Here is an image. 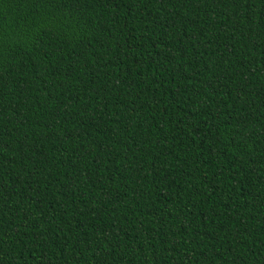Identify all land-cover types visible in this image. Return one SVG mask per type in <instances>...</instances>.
Listing matches in <instances>:
<instances>
[{
	"label": "trees",
	"instance_id": "16d2710c",
	"mask_svg": "<svg viewBox=\"0 0 264 264\" xmlns=\"http://www.w3.org/2000/svg\"><path fill=\"white\" fill-rule=\"evenodd\" d=\"M0 264H264V0H0Z\"/></svg>",
	"mask_w": 264,
	"mask_h": 264
}]
</instances>
